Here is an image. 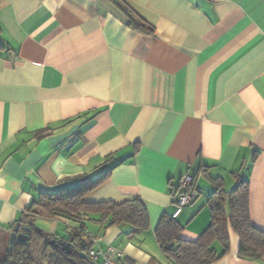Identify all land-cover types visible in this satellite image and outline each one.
<instances>
[{
    "label": "crops",
    "instance_id": "1",
    "mask_svg": "<svg viewBox=\"0 0 264 264\" xmlns=\"http://www.w3.org/2000/svg\"><path fill=\"white\" fill-rule=\"evenodd\" d=\"M187 172L199 195L176 217L181 239L198 240L211 196L241 181L264 231V0H0L5 237L42 194L105 176L83 202L139 199L147 231L100 213L33 227L58 240L80 229L90 251L121 247L125 264H176L156 229L176 212ZM226 229L230 249L214 264H264L240 258Z\"/></svg>",
    "mask_w": 264,
    "mask_h": 264
},
{
    "label": "trees",
    "instance_id": "2",
    "mask_svg": "<svg viewBox=\"0 0 264 264\" xmlns=\"http://www.w3.org/2000/svg\"><path fill=\"white\" fill-rule=\"evenodd\" d=\"M121 7L134 23L135 14L124 5ZM105 178L104 176L97 181L56 193L42 194L39 201L33 202L27 208L26 216L21 222L28 228V241L16 240L12 249L8 243L5 256L0 257V264H95L89 257L91 246L82 237L80 229L71 234L69 240H65L70 242L73 248V253L66 254L51 244L50 236L33 227V219L36 217L60 216L82 222L89 214L100 213L103 219L112 217L111 225L127 223L138 233L147 231L150 228V220L144 204L139 199L122 204L83 202L85 195ZM210 204L212 223L194 242L180 238L183 227L176 218L164 216L160 220L156 237L164 255L176 264H214L230 249V238L226 229L229 223L240 238L239 257L255 261L264 260V231L255 228L251 223L248 182H239L231 193L223 190L215 192L210 198ZM14 230L15 225L10 228V231ZM0 234L4 236L5 229L0 227ZM215 243L222 246L221 255L217 253ZM79 253H83L84 257Z\"/></svg>",
    "mask_w": 264,
    "mask_h": 264
},
{
    "label": "built area",
    "instance_id": "3",
    "mask_svg": "<svg viewBox=\"0 0 264 264\" xmlns=\"http://www.w3.org/2000/svg\"><path fill=\"white\" fill-rule=\"evenodd\" d=\"M195 177L187 172L180 179V188L177 199V210L173 215L176 218L183 208L192 203L199 195V191L194 185ZM91 236V235H90ZM89 257L92 262L101 259L102 264H125L124 251L121 247H110L107 250H91Z\"/></svg>",
    "mask_w": 264,
    "mask_h": 264
},
{
    "label": "water",
    "instance_id": "4",
    "mask_svg": "<svg viewBox=\"0 0 264 264\" xmlns=\"http://www.w3.org/2000/svg\"><path fill=\"white\" fill-rule=\"evenodd\" d=\"M27 231H28L27 227H22L19 224L16 225L15 230L10 235L11 249L13 248L16 240H21V241H24V242L28 241L29 237L26 235ZM51 244L53 246L57 247V248H60L66 254L73 253L72 244L70 242H68V241L52 239L51 240ZM79 255L84 257L83 253H79ZM74 264H77V263H74Z\"/></svg>",
    "mask_w": 264,
    "mask_h": 264
},
{
    "label": "rangeland",
    "instance_id": "5",
    "mask_svg": "<svg viewBox=\"0 0 264 264\" xmlns=\"http://www.w3.org/2000/svg\"><path fill=\"white\" fill-rule=\"evenodd\" d=\"M11 235V233H10ZM10 235L4 237L2 234H0V257H4L6 254V250L8 248V243H10ZM5 238V239H3Z\"/></svg>",
    "mask_w": 264,
    "mask_h": 264
}]
</instances>
